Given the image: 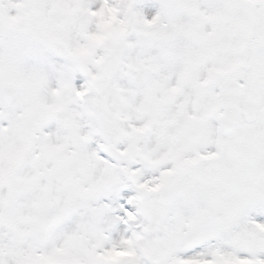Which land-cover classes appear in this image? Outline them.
<instances>
[{"label": "snow or ice", "instance_id": "6c2138e0", "mask_svg": "<svg viewBox=\"0 0 264 264\" xmlns=\"http://www.w3.org/2000/svg\"><path fill=\"white\" fill-rule=\"evenodd\" d=\"M0 264H264V0H0Z\"/></svg>", "mask_w": 264, "mask_h": 264}]
</instances>
